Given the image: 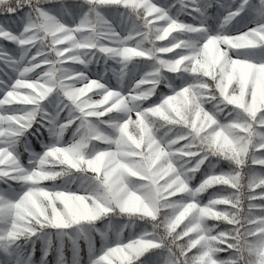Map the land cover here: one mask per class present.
Listing matches in <instances>:
<instances>
[{
	"label": "snow or ice",
	"instance_id": "1",
	"mask_svg": "<svg viewBox=\"0 0 264 264\" xmlns=\"http://www.w3.org/2000/svg\"><path fill=\"white\" fill-rule=\"evenodd\" d=\"M0 264H264V0H0Z\"/></svg>",
	"mask_w": 264,
	"mask_h": 264
},
{
	"label": "trees",
	"instance_id": "2",
	"mask_svg": "<svg viewBox=\"0 0 264 264\" xmlns=\"http://www.w3.org/2000/svg\"><path fill=\"white\" fill-rule=\"evenodd\" d=\"M257 191H259V190H257ZM206 195V194H205Z\"/></svg>",
	"mask_w": 264,
	"mask_h": 264
}]
</instances>
